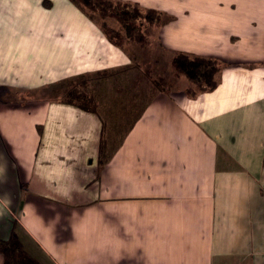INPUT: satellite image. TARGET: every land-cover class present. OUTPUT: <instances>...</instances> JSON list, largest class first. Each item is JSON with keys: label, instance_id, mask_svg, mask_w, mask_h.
<instances>
[{"label": "crops", "instance_id": "0c3cea01", "mask_svg": "<svg viewBox=\"0 0 264 264\" xmlns=\"http://www.w3.org/2000/svg\"><path fill=\"white\" fill-rule=\"evenodd\" d=\"M44 1L0 0V239L43 264H264V0H122L162 11L164 57L222 63L195 96L175 76L133 89L132 57L96 19ZM83 77L158 93L110 96L99 116L63 99Z\"/></svg>", "mask_w": 264, "mask_h": 264}, {"label": "trees", "instance_id": "16d2710c", "mask_svg": "<svg viewBox=\"0 0 264 264\" xmlns=\"http://www.w3.org/2000/svg\"><path fill=\"white\" fill-rule=\"evenodd\" d=\"M71 1L89 17L92 15L90 16L89 11H87V6L96 12L102 19L100 25L109 41L123 49H127L128 46L125 45L128 43H131V45L138 43L141 44L140 46H148L151 43V31L149 25L144 23L148 21L158 25L163 19L162 11L151 7L143 8L137 2L122 0ZM44 3L48 7L51 6V2L48 0L44 1ZM108 18L117 20L119 26L110 27L107 23ZM171 62L174 76L178 78L185 77L191 82L192 85L186 91L188 95L195 96L198 92L211 91L217 87L218 74L222 67V63L219 60L212 57L191 55L187 52L177 51L172 56ZM259 64L264 65V61ZM91 81L92 78L89 77L71 81L67 91L64 92L63 99L81 109L101 116L98 91H89ZM170 86L169 84L168 88L172 87ZM164 87L161 85L159 88ZM105 127L106 123L105 119H103V134L99 150V162L102 166L109 160ZM0 254L3 255V264H43L26 251L23 243L17 237L0 239Z\"/></svg>", "mask_w": 264, "mask_h": 264}, {"label": "rangeland", "instance_id": "374dc122", "mask_svg": "<svg viewBox=\"0 0 264 264\" xmlns=\"http://www.w3.org/2000/svg\"><path fill=\"white\" fill-rule=\"evenodd\" d=\"M143 7V6H142ZM143 8H150V7H143ZM87 11H89L90 16L93 20L96 19L99 23H102V19L89 8L86 7ZM156 9V8H155ZM159 10V9H158ZM161 11V10H160ZM107 23L110 25V27H118L119 23L114 18H108ZM144 24L149 25L150 31H151V43L147 45H142L136 43L135 45H131V43L126 44L125 46H128L127 49H124L126 52H128V56L132 57L130 58L132 60V65L129 66L131 70L129 71H123V73H131V76L133 78V89H137L138 86L144 82L147 83V85H150L151 87L159 88L162 86H169V84L172 86L174 82V70L172 66V62L170 60V57L174 54H168L169 56L164 57L163 52L160 48H158V45L156 44L155 33L157 31L156 24H152L150 22H145ZM156 28V30H154ZM119 47V46H118ZM121 48V47H120ZM126 48V47H125ZM157 49H159L157 51ZM175 53V51H173ZM128 69V67H125V70ZM116 79L118 76H115ZM183 81H189L185 77H183ZM120 81L121 79H117ZM160 86H159V85ZM119 86V83L115 82V87ZM170 86V87H171ZM66 92V91H65ZM94 92V91H92ZM156 93V94H155ZM158 91H98V101L101 105L102 102L107 99L108 97L112 96V99L118 100V101H127V99L133 98V102H145L148 100H152L157 95ZM58 92L55 91H39L37 93V97L40 98L48 97L53 98L57 96ZM110 99V98H108ZM134 116V115H133ZM136 116V114H135ZM127 119L131 120L130 117H124V118H118L114 119V122L109 123V127L112 126L120 129L119 134L122 133L129 125L127 123ZM133 119V117H132ZM118 142V140H117Z\"/></svg>", "mask_w": 264, "mask_h": 264}]
</instances>
